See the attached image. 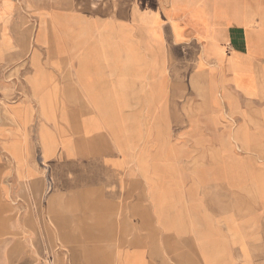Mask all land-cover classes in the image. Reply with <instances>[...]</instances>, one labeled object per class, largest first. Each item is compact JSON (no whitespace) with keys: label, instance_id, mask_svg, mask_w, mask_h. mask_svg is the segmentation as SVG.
<instances>
[{"label":"rangeland","instance_id":"1","mask_svg":"<svg viewBox=\"0 0 264 264\" xmlns=\"http://www.w3.org/2000/svg\"><path fill=\"white\" fill-rule=\"evenodd\" d=\"M27 1L12 0L9 22L0 20V264H67V249L101 244L83 230L90 238L61 242L49 225L53 159L88 172L64 194L56 221H87L83 191L112 203L111 213L91 207L97 218L112 214L119 259L134 258L133 246L163 243L162 221L192 229L193 214L208 200L196 195L195 204L191 187L173 179L204 171L203 153L187 152L178 134L187 127L182 119L203 109L191 98V82L173 86L167 73L154 71L161 59L134 0H29L50 36ZM183 70H172V78ZM49 86L54 106L44 108ZM108 173L112 193L103 186Z\"/></svg>","mask_w":264,"mask_h":264},{"label":"crops","instance_id":"2","mask_svg":"<svg viewBox=\"0 0 264 264\" xmlns=\"http://www.w3.org/2000/svg\"><path fill=\"white\" fill-rule=\"evenodd\" d=\"M134 2L137 12L143 13L139 19L151 27L153 49L161 59L154 71L167 73L170 85L182 87L191 82L197 89L191 98H200L203 112L182 119L187 127L178 134L182 144L187 143V152L203 153L204 171L173 180L176 186L191 187L195 204L201 202L196 195H206L207 208L193 214L189 230L162 221L161 233L167 238L174 236L178 242L170 243L166 238L161 244L133 246L136 255L125 261L117 257L118 243L76 245L74 253L67 249V264H264V0ZM12 5V0H2L0 20L5 24ZM26 8L41 15L42 28L50 36L44 14L29 0ZM174 69H184L182 76L172 78ZM186 88L192 92L191 86ZM51 92L54 99L56 93ZM18 157L16 161L23 163L21 151ZM53 160L48 161L52 165L50 200L59 207L55 196L64 197L78 187L74 181L88 172L73 165H54ZM180 165L186 169L185 164ZM114 179L107 174L103 186L108 192L116 188ZM37 189L42 195L43 186ZM83 194L97 196L91 191ZM94 200L112 204L101 197ZM217 200L220 205H216ZM48 211L49 225L59 240L90 238L81 232V219L68 222L67 216L59 232L50 219V202ZM185 231L193 236H184Z\"/></svg>","mask_w":264,"mask_h":264},{"label":"bare ground","instance_id":"3","mask_svg":"<svg viewBox=\"0 0 264 264\" xmlns=\"http://www.w3.org/2000/svg\"><path fill=\"white\" fill-rule=\"evenodd\" d=\"M46 81L49 82V79L47 78ZM41 83H42V81H41ZM45 85L47 87V84H45ZM45 93H46V97H44V100H43L44 108L53 107L54 104H53V99L51 97L52 96V92H51L50 86H49V90H47V92H45ZM42 140H44V139L42 138ZM48 148H46V150ZM47 152L50 153L49 151H47ZM81 195L84 196L83 193H81ZM84 197L87 198V199H85L86 212L85 211L84 212H85V214L86 213L88 214V216H87L88 218L86 219L87 221L83 224L84 227H83L82 230L87 232L88 234L92 235V237L95 240H102L101 244H106V245H111V246L116 245V241H115L116 235L114 234L115 232H114V229H113L114 219L112 218V214L107 217V215H104L105 213L103 214V212H102V216H98V218H97V213H95V209H92V207H91L92 202L99 203L100 205H105V206H102V207H104L106 209V211L111 213V210L109 209V205L107 203H101V202H99V200L95 201L94 198L89 197V196L88 197L84 196ZM55 198L59 200V204L60 205H59V207H57V204H55L52 199L49 201L50 202V219L53 221V223L56 222L57 228L60 231V229L62 228V225H60L58 223L59 221H56L57 218H56L55 214L57 212V209L63 210V207H65L64 206L65 204H64V198L62 197V195H56ZM99 204H96V205H99ZM61 210H59L60 213H63V212H61ZM59 211L57 212L58 213L57 216L60 215ZM81 213H78V215L81 214ZM63 223H64V221H63ZM66 240H64L63 237L60 238L61 242H66ZM111 240H113V241H111ZM64 247L66 249L67 246L64 244Z\"/></svg>","mask_w":264,"mask_h":264}]
</instances>
